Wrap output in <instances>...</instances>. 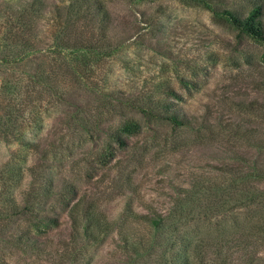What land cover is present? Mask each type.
<instances>
[{"label":"rangeland","instance_id":"obj_1","mask_svg":"<svg viewBox=\"0 0 264 264\" xmlns=\"http://www.w3.org/2000/svg\"><path fill=\"white\" fill-rule=\"evenodd\" d=\"M73 1L0 0V264H264V43L189 0H104L105 37L67 31L101 55L65 76L50 49Z\"/></svg>","mask_w":264,"mask_h":264},{"label":"trees","instance_id":"obj_2","mask_svg":"<svg viewBox=\"0 0 264 264\" xmlns=\"http://www.w3.org/2000/svg\"><path fill=\"white\" fill-rule=\"evenodd\" d=\"M77 1V2H76ZM84 0H75L71 3L68 9L67 16V24L62 26V30H59L57 34H55L53 38V46L51 47V52L53 55L57 56L61 61L60 67L64 70V75L66 76L69 70L77 73L78 76H81L79 72V67L82 66V70L86 69L88 61L90 58L96 57L99 58L101 55L97 49L98 47L92 46L91 43L84 45V43L77 42L74 40L72 43L70 40L68 41V28L71 27L75 22H87L92 26H99L102 30L104 37L107 35L109 27V9L104 0H89L91 2L84 3ZM88 1V0H86ZM192 2H196L199 5H203L208 10H210L213 14L214 19L217 21L224 22L225 24L238 29L240 32L245 35L255 39L258 42L264 43V7L261 4H256L252 9L247 12H239L237 10L232 9H220L212 4L210 0H189ZM79 2V3H78ZM138 3H144L145 0H137ZM145 16V13H143ZM145 19V18H144ZM71 29V28H70ZM69 29V30H70ZM22 59L9 58L8 61L10 64L18 63ZM59 73H55V76L50 80L49 77V88L50 94L55 96V98H60L61 93L59 92V87L63 86L62 81L59 80ZM51 84V86H50ZM168 94H174L175 92L171 88H167ZM108 103H106L107 105ZM159 106L161 108L168 109V114L165 115L166 120L172 122L173 124L180 125H189L192 120H190L186 114L180 112V108L177 106H172L171 103L165 102L161 103L159 101ZM113 108V107H111ZM141 111L145 115V117L149 120H159L163 116H161L160 112L153 111L149 108H141ZM141 129L140 123L135 119H126L122 122L117 129L116 136L112 135L116 141L120 144H124L123 134L131 135L139 132ZM109 157V152L101 153L99 159H103ZM247 198H249L247 196ZM145 219V223L149 226L155 228V230H159L161 228V222L155 218H151L149 215L145 214L143 216ZM90 225H101V222L95 218V216H91L89 218ZM177 260L180 261L181 264H185L182 260V255H179ZM167 262L168 259L166 258Z\"/></svg>","mask_w":264,"mask_h":264}]
</instances>
